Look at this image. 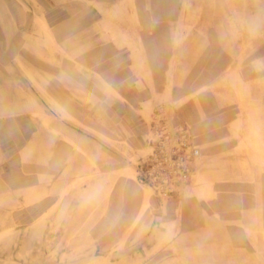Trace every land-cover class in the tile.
Wrapping results in <instances>:
<instances>
[{
    "label": "rangeland",
    "instance_id": "374dc122",
    "mask_svg": "<svg viewBox=\"0 0 264 264\" xmlns=\"http://www.w3.org/2000/svg\"><path fill=\"white\" fill-rule=\"evenodd\" d=\"M160 105L201 148L170 197ZM0 117V264H264V0H0Z\"/></svg>",
    "mask_w": 264,
    "mask_h": 264
},
{
    "label": "built area",
    "instance_id": "2783aa9c",
    "mask_svg": "<svg viewBox=\"0 0 264 264\" xmlns=\"http://www.w3.org/2000/svg\"><path fill=\"white\" fill-rule=\"evenodd\" d=\"M146 142L148 152L138 167V179L160 196L177 194L200 160L199 143L189 128L171 121L162 105L155 110Z\"/></svg>",
    "mask_w": 264,
    "mask_h": 264
},
{
    "label": "crops",
    "instance_id": "0c3cea01",
    "mask_svg": "<svg viewBox=\"0 0 264 264\" xmlns=\"http://www.w3.org/2000/svg\"><path fill=\"white\" fill-rule=\"evenodd\" d=\"M47 27H49L48 24ZM182 76V73L178 75V81H180ZM18 122H20L19 127ZM25 138L26 134L23 130L22 119L19 121L17 119H11L9 122H7L0 117V150L6 157H16L15 155L17 152L23 148ZM17 165V160L11 161L9 164H7L10 169L2 175L5 182L13 189L21 188L24 183H30L34 180L33 177L24 176L22 171L18 170ZM28 189L38 190L39 186H31ZM46 189H52V187H50V183H48L47 180ZM32 212L37 213L39 211L33 210Z\"/></svg>",
    "mask_w": 264,
    "mask_h": 264
}]
</instances>
